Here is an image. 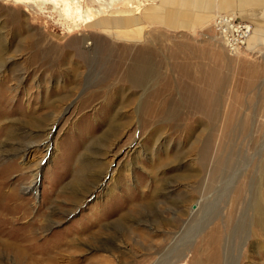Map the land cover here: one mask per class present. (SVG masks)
<instances>
[{"label":"rangeland","instance_id":"1","mask_svg":"<svg viewBox=\"0 0 264 264\" xmlns=\"http://www.w3.org/2000/svg\"><path fill=\"white\" fill-rule=\"evenodd\" d=\"M217 1L0 0V264H264V0Z\"/></svg>","mask_w":264,"mask_h":264},{"label":"built area","instance_id":"2","mask_svg":"<svg viewBox=\"0 0 264 264\" xmlns=\"http://www.w3.org/2000/svg\"><path fill=\"white\" fill-rule=\"evenodd\" d=\"M213 22L216 32L230 51L235 52L245 47L251 28L243 20L234 15L222 14L216 16Z\"/></svg>","mask_w":264,"mask_h":264},{"label":"bare ground","instance_id":"3","mask_svg":"<svg viewBox=\"0 0 264 264\" xmlns=\"http://www.w3.org/2000/svg\"><path fill=\"white\" fill-rule=\"evenodd\" d=\"M111 3L114 1V0H109ZM133 1V0H132ZM137 2V3H136ZM135 3L136 4H141L139 1H135ZM112 5V4H111ZM62 8L67 12V13H75V14H79L80 12H77V9L76 8H73V7H71V5L68 3V2H64L63 3V5H62ZM83 13V12H82ZM233 15V14H232ZM88 16V15H87ZM239 18H241V16H242V13L240 12V14H239ZM252 17V16H251ZM111 18V17H110ZM108 20V19H107ZM256 21V20H255ZM253 22V21H252ZM250 28H251V35H250V37L248 38V40H247V42L245 43V46H246V44L247 45H249L248 43L252 40V39H254L255 37H252L253 35H255V29H252L253 27L252 26H250ZM256 28V27H255ZM257 36V35H256ZM102 179H104V177L102 178ZM34 185V184H33ZM263 187H264V183H263ZM35 190H36V184H35V187H34V192H35ZM263 196H264V188L261 190H259V192H258V199H257V202H256V205H254L255 207H256V215H255V217H254V224L259 228V231L264 235V219L262 218V216H263V213H262V211H264V210H261V205H262V198H263ZM254 210V209H253ZM255 211V210H254ZM253 212V211H252ZM255 226V227H256ZM188 235H185V237H187ZM188 239H190V236H188L187 237ZM175 240V239H174ZM27 242H31V241H27ZM173 242H175V241H173ZM56 245V244H55ZM56 247V246H55ZM169 247V246H168ZM49 249V248H48ZM50 250V249H49ZM52 250V249H51ZM100 250H102L103 252H105V253H109L110 252V249H109V247L107 246V241H101V249ZM169 250V251H168ZM171 250H170V247L169 248H167V250H166V253L164 254V255H160V257H159V259L158 260H156V261H154V262H152V264H165V262H167L166 260L164 261V257H165V255L166 254H168V256L170 255H172L173 253H171L170 252ZM52 253V252H51ZM158 254H159V252H158ZM101 259H105L106 260V257L103 255L102 257H101ZM166 259V258H165ZM169 259V258H168ZM51 260V259H50ZM170 260V259H169ZM168 260V261H169ZM51 263H54V262H51ZM174 263V262H173ZM104 264V263H103ZM171 264V263H170Z\"/></svg>","mask_w":264,"mask_h":264},{"label":"crops","instance_id":"4","mask_svg":"<svg viewBox=\"0 0 264 264\" xmlns=\"http://www.w3.org/2000/svg\"><path fill=\"white\" fill-rule=\"evenodd\" d=\"M148 1H153V0H148ZM193 1H195L196 3L198 2L199 4H202V6H204V7H206L207 6V8H209L210 7V5L213 3V0H193ZM170 2H173V3H175L176 2V0H170ZM218 2V3H217ZM214 5V7L215 8H217V9H220V10H228L229 8L231 9V2H229L228 0H220V1H217ZM148 9H150L151 10V8H148ZM148 12H149V10H148ZM242 12H245V11H242ZM239 14H240V12H239ZM260 14L261 13H259V16H260ZM238 15V14H237ZM251 15H249L248 17H250ZM238 17H240V16H238ZM243 17V16H242ZM244 18V17H243ZM262 18V19H261ZM261 18H259L258 19V23L260 22V23H264V18L263 17H261ZM173 19H174V17H171V19L168 17L167 18V21H169V22H173L174 23V21H173ZM253 19V17H251V18H249V20L251 21ZM251 24H252V27L254 26V27H256L255 28V32H256V30H258V27L256 26V22H251ZM259 30H261V28L259 27ZM259 32V31H258Z\"/></svg>","mask_w":264,"mask_h":264}]
</instances>
